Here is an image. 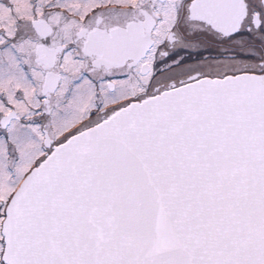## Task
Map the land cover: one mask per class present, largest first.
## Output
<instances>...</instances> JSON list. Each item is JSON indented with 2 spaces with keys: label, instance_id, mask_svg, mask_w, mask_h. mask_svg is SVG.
I'll return each mask as SVG.
<instances>
[{
  "label": "snow or ice",
  "instance_id": "6c2138e0",
  "mask_svg": "<svg viewBox=\"0 0 264 264\" xmlns=\"http://www.w3.org/2000/svg\"><path fill=\"white\" fill-rule=\"evenodd\" d=\"M0 264H264V0H0Z\"/></svg>",
  "mask_w": 264,
  "mask_h": 264
}]
</instances>
